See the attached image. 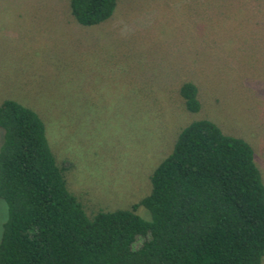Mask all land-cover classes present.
Returning <instances> with one entry per match:
<instances>
[{"label": "rangeland", "instance_id": "rangeland-1", "mask_svg": "<svg viewBox=\"0 0 264 264\" xmlns=\"http://www.w3.org/2000/svg\"><path fill=\"white\" fill-rule=\"evenodd\" d=\"M184 81L197 86L195 112ZM6 98L41 117L90 216L145 196L180 129L203 118L250 144L264 183V0H117L92 25L67 0H0ZM5 213L0 199V230Z\"/></svg>", "mask_w": 264, "mask_h": 264}, {"label": "trees", "instance_id": "trees-1", "mask_svg": "<svg viewBox=\"0 0 264 264\" xmlns=\"http://www.w3.org/2000/svg\"><path fill=\"white\" fill-rule=\"evenodd\" d=\"M83 25L107 20L117 0H67ZM192 81L185 107L200 108ZM38 113L0 102V264H260L264 183L250 144L213 121L194 120L150 174V191L130 208L88 215ZM141 207L146 215L137 212Z\"/></svg>", "mask_w": 264, "mask_h": 264}]
</instances>
